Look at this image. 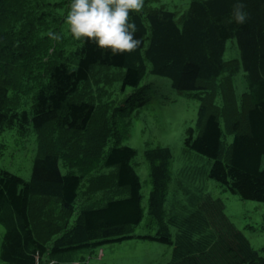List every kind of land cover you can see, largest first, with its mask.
Here are the masks:
<instances>
[{"label": "trees", "instance_id": "1", "mask_svg": "<svg viewBox=\"0 0 264 264\" xmlns=\"http://www.w3.org/2000/svg\"><path fill=\"white\" fill-rule=\"evenodd\" d=\"M152 1L144 0L141 13L130 17L141 45L130 54L111 57L83 39L69 54L64 47L58 51L68 32L65 16L70 0H0V134L5 126L24 130L32 124L42 132L50 127L68 140V146L75 145L77 158L82 153L92 157L93 149H82L78 142L81 132L88 131L96 107L91 102L70 101L71 96L88 81L95 65L126 68L124 89L138 87L150 66L151 74L168 78L178 92L207 90V102H211L199 109V133L195 137V128L190 129L187 147L213 161L211 179L244 200L264 202V0H244L248 20L243 25L230 22L235 0H191L180 24L175 12L153 7ZM49 31L60 33L62 39H49ZM230 39L237 40L249 92L243 96L240 117L229 125L235 137L224 161L219 109L208 91L215 92L214 80L228 70L224 55ZM58 54L63 58L60 63L55 61ZM44 67L46 76L41 71ZM36 72L47 82L41 85L32 112L9 107L10 92H21ZM223 81V85L227 82L225 101L236 115L231 80ZM135 155L129 146L115 147L103 163L116 168L118 186L127 188L129 196L101 208L82 209L73 223L85 175L63 174L59 154L36 158L31 181L0 170V224L5 228L1 260L57 264L68 252L135 238L130 233L143 219L142 186L131 164ZM148 159L154 180L151 214L162 221L171 154L159 148L148 151ZM170 223L179 229L174 240L169 233L137 236L173 245V258L167 264H264V248L255 250L217 201L198 200L194 212Z\"/></svg>", "mask_w": 264, "mask_h": 264}, {"label": "rangeland", "instance_id": "2", "mask_svg": "<svg viewBox=\"0 0 264 264\" xmlns=\"http://www.w3.org/2000/svg\"><path fill=\"white\" fill-rule=\"evenodd\" d=\"M190 3L191 0H153L151 5L175 12L180 24ZM62 40L63 46L58 51L64 47L67 54L75 51L81 43L69 31L63 35ZM62 59L58 54L55 61L60 63ZM224 60L228 70L220 79L214 80L217 87L215 92H211L213 89L208 92L212 93V101L219 109L217 114L224 142L221 159L227 161L229 147L235 137L229 125L233 119L240 117L243 112V96L249 92L236 39L227 42ZM44 69L41 68V71L46 76ZM150 70L149 66L146 78L138 87L129 86L124 89L126 68L95 65L88 81L83 82L77 93L71 96L70 101L91 102L96 107L88 131L81 132V140L78 142L82 149L85 146L93 149L92 157H85L82 153L77 158L75 145L68 146V140L61 139V135L50 127L42 132L32 124L24 130L18 125L5 126L0 134V170L31 181L36 158L47 153H57L60 155L63 174L74 172L85 175L71 223L82 209L101 208L111 200L129 196L127 188L118 186L116 168L104 167L103 163L115 147L129 146L136 151L131 164L142 186L143 219L130 233L135 238L71 251L64 254V260L57 264H167L173 258V245L137 236L169 233L174 240L179 229L170 221L186 218L195 211L198 200L207 198L222 204L229 222L244 234L255 250L261 251L264 248V202L244 200L211 179L209 173L213 161L186 145L191 128H195V137L199 133V109L203 103L211 102H207L210 94H207V90L204 93L178 92L172 88L168 78L151 74ZM35 71L33 69L30 73L33 75ZM41 71L38 70L39 73ZM226 78L231 80L233 86L236 115L225 101L227 82L223 85V80ZM46 82V77L38 76L36 72L32 80L24 83L21 92H10L8 106L19 112L31 113L37 93ZM159 148H167L171 154L162 221L151 214L154 180L152 163L148 159V151ZM91 166L94 169L85 173L84 170ZM261 168L264 169V157ZM4 235L5 228L0 224V264H6L1 260Z\"/></svg>", "mask_w": 264, "mask_h": 264}, {"label": "clouds", "instance_id": "3", "mask_svg": "<svg viewBox=\"0 0 264 264\" xmlns=\"http://www.w3.org/2000/svg\"><path fill=\"white\" fill-rule=\"evenodd\" d=\"M144 0H70L65 16L68 31L76 40H86L111 57L130 54L142 39L130 18L141 13ZM248 20L244 0H235L230 22L243 25ZM49 39L60 41L62 35L49 31Z\"/></svg>", "mask_w": 264, "mask_h": 264}, {"label": "built area", "instance_id": "4", "mask_svg": "<svg viewBox=\"0 0 264 264\" xmlns=\"http://www.w3.org/2000/svg\"><path fill=\"white\" fill-rule=\"evenodd\" d=\"M38 264H41V263H38ZM47 264H52V263H47Z\"/></svg>", "mask_w": 264, "mask_h": 264}]
</instances>
